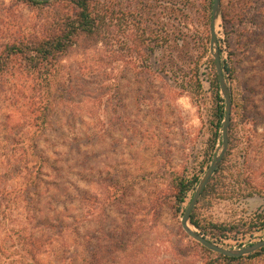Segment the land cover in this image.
Returning <instances> with one entry per match:
<instances>
[{
  "label": "rangeland",
  "instance_id": "obj_1",
  "mask_svg": "<svg viewBox=\"0 0 264 264\" xmlns=\"http://www.w3.org/2000/svg\"><path fill=\"white\" fill-rule=\"evenodd\" d=\"M144 1L157 6L140 41L128 20L115 17L107 36L80 37L59 56L45 88L19 56L6 62L0 264H264V254L216 259L180 225L195 188L177 209L174 179L202 168L201 179L221 143L207 162L216 72L209 24L203 0L186 7ZM49 2L0 0V57L8 45L50 35L71 15L68 1ZM237 2L221 0L216 27L228 66L229 145L219 188L200 211L213 222L247 224L257 215L264 221V6L255 0L241 10ZM262 239L264 228L219 245Z\"/></svg>",
  "mask_w": 264,
  "mask_h": 264
},
{
  "label": "trees",
  "instance_id": "obj_2",
  "mask_svg": "<svg viewBox=\"0 0 264 264\" xmlns=\"http://www.w3.org/2000/svg\"><path fill=\"white\" fill-rule=\"evenodd\" d=\"M33 5L48 4L49 1L40 2L25 0ZM60 1V0H59ZM64 1V0H61ZM71 4V15H66L61 21L58 29L46 35L45 37L35 41H19L7 46L5 51V58L0 57V76L6 70L8 59L14 56H19L22 60L24 69L29 72L38 73L46 85L48 86V78L50 71L54 68L56 60L59 56L74 46L80 37L95 38L98 39L102 36H107L111 21L116 17L122 20H128V23L138 30V34L134 37L139 40L146 34L147 29V17L148 13L154 15V8L157 5H148L144 0H130L132 3L127 4L125 7H121L119 3L114 0H65ZM158 2H165L174 4L175 0H155ZM186 7L193 4L194 0H177ZM255 0H238V6L242 10L246 5L253 3ZM264 6V0H259ZM213 0H203L202 11L204 17V24L208 26L211 8ZM153 10L151 11V9ZM172 11H179L180 8H172ZM225 12L224 8L221 9V19L224 21ZM221 53V51H220ZM210 62L214 66V60L210 59ZM215 67V66H214ZM222 68L224 73L227 72L228 66L225 65L222 60ZM45 74V76H43ZM211 86L214 90V96L209 112V137L207 139V146L205 150L206 161L209 162L213 157V150L218 140L221 139V127L224 118V99L219 92L218 78L216 72L211 79ZM46 111V110H45ZM42 111L39 116L45 117L46 113ZM221 161L218 169L215 170L209 183L203 190L196 205L190 213V223L204 236H209V239L217 244L222 240L228 238L230 234L237 233H251L256 232L264 228V221H261L262 216L257 215L256 218L251 219L247 224H241L239 222L218 223L204 217L200 211L203 205L208 204V199L212 193H215L219 188L222 173ZM204 161H200L201 166ZM203 172L191 170L184 175H178L174 179V188L172 194L173 204L180 208L182 203L187 198L188 193L197 186L200 177L198 173ZM193 194V193H192ZM186 207H183L180 212L181 216ZM247 225L243 231H240L241 226ZM211 252L209 249L205 248ZM216 256V259H221L227 263H238L243 259H253L264 254V247L241 257H228L217 252H211Z\"/></svg>",
  "mask_w": 264,
  "mask_h": 264
},
{
  "label": "water",
  "instance_id": "obj_3",
  "mask_svg": "<svg viewBox=\"0 0 264 264\" xmlns=\"http://www.w3.org/2000/svg\"><path fill=\"white\" fill-rule=\"evenodd\" d=\"M32 1H52V0H32ZM220 8H221V0H213L212 8H211V15L209 21V50L214 60V66L216 75L218 78V85L220 89V93L224 99V118L221 127V143L217 150V153L212 158L211 162L209 163L207 169L205 170L203 176L199 180L195 190L184 209L181 219L180 225L183 231L191 237L193 240L198 242L203 247L209 249L210 251L220 253L224 256L228 257H241L244 255H248L262 247H264V239L253 242L251 244L242 246L240 248H225L210 239L206 236L201 234L197 231L190 223V213L193 210L194 206L196 205L199 197L201 196L203 190L207 186L208 182L210 181L212 175L214 174L215 170L219 167L229 145V127H230V114H231V97H230V90L226 78L223 73L221 57H220V50L218 47L217 42V23L220 17Z\"/></svg>",
  "mask_w": 264,
  "mask_h": 264
}]
</instances>
